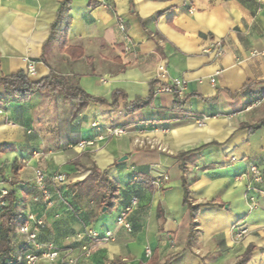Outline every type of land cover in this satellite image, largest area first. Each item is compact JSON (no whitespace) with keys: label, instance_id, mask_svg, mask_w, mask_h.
<instances>
[{"label":"crops","instance_id":"obj_1","mask_svg":"<svg viewBox=\"0 0 264 264\" xmlns=\"http://www.w3.org/2000/svg\"><path fill=\"white\" fill-rule=\"evenodd\" d=\"M65 2L60 49L48 38ZM28 61L30 80L54 72L90 98L62 125L64 104L46 91L0 107V145L10 148L0 153V190L14 193L21 220L29 211L43 221L38 243L60 258L71 252L76 264H235L247 251L246 264H264V0H0V78L24 73ZM161 64L170 80L186 82L182 105L155 95L156 84L148 105L124 108L149 96ZM114 128L127 134L73 153ZM249 165L260 183L246 176ZM55 174L65 183L51 184ZM101 175L118 187L114 216L97 205ZM160 175L168 180L157 188ZM133 198L129 231L116 227ZM85 229L98 235L87 259L77 240ZM107 232L113 240L104 242ZM12 241L15 253L24 243L17 230Z\"/></svg>","mask_w":264,"mask_h":264},{"label":"trees","instance_id":"obj_2","mask_svg":"<svg viewBox=\"0 0 264 264\" xmlns=\"http://www.w3.org/2000/svg\"><path fill=\"white\" fill-rule=\"evenodd\" d=\"M68 8L67 2L62 5L58 12L55 23L51 26L48 42L56 40L59 48L63 49L66 44V34L69 24V17L67 15ZM69 52V51H68ZM81 57L80 51L77 56L72 59ZM157 84V81L151 84L149 96L146 99H138L130 104L124 103V108L130 111H137L144 106L148 105L153 97V88ZM246 89V88H245ZM244 89V90H245ZM39 91L48 92L55 101L62 102L64 107L58 121L59 125L68 124L80 106V104L88 101L90 98L79 88L77 84L68 82L64 77L50 72L46 78L32 81L25 73L20 72L8 78H0V107H4L8 104H19L26 102L32 94ZM260 99L264 97V90L260 92ZM176 100L179 106L182 105L184 98ZM97 103H104V100L95 99ZM257 101V100H256ZM254 125L251 129L257 128ZM69 132L64 133L65 141L67 143L73 142ZM10 148L5 145H0V153L8 151ZM184 154H181V156ZM94 170H91V173ZM99 188L101 194L98 197V208L101 211L105 208V212L114 208L119 199L118 187L116 184L109 180L105 175H101L99 179ZM183 188V204L187 205L192 216H195L199 210V206H192L189 201V192L185 184ZM14 193L8 192L3 198L6 202V206L0 207V264H16V256L19 253L24 252L27 247L23 245L14 253L13 252V237L16 234V230L19 226L26 223L25 220H21L20 215L15 211L14 207ZM193 237L190 232L188 242ZM248 251L240 258L235 264H246ZM153 258L149 264H153Z\"/></svg>","mask_w":264,"mask_h":264},{"label":"built area","instance_id":"obj_3","mask_svg":"<svg viewBox=\"0 0 264 264\" xmlns=\"http://www.w3.org/2000/svg\"><path fill=\"white\" fill-rule=\"evenodd\" d=\"M120 30L123 31V26L120 25ZM25 75L28 78H32L35 76V66L34 63L28 61L26 63V68L24 71ZM156 81L157 85L154 89V94H169L175 96L179 99L184 98V91L186 82L183 80H170L167 76L164 64H161L157 67L156 70ZM210 83H214V79H210ZM261 98L260 100H263ZM260 104V101H255L253 105ZM96 124H93L95 126ZM126 135V131L122 128H114L106 130L105 134L102 136H98L95 140H84L76 143L71 146L72 150L77 153H82L87 149H91L96 142L102 141L104 139L110 140L112 138H118ZM246 176L250 177L254 183H260L262 181L261 171L255 165H249L247 168ZM44 173L40 169L35 170V181L39 187L41 192V196L43 197V201L46 206L50 205L49 202V193L44 185ZM168 180L167 176H159L154 181V186L157 188L161 187L162 183ZM66 181V177L64 174H55L50 182L53 185H62ZM7 194L6 190H0V207L6 206V202L4 201V197ZM36 202V199H33ZM137 206V200L131 199L130 203L118 214L115 219L116 227H123L125 230L129 231V224L126 222L127 215L135 209ZM27 222H32L34 224V228L31 229L28 226ZM44 224L42 220L36 219L31 212H27L26 215V223L19 226L17 228V233L23 238L24 244L27 249L19 253L16 256V264H38L40 261L53 262L57 259L61 260L62 264H76L77 259L71 257L70 253L60 258V252L54 248L51 244H40L37 242V230L43 228ZM98 239V235L96 232L92 230L85 229L81 234L77 236V240L81 242L80 244V253L84 258L90 257V245ZM104 242L113 240V233L107 232L105 236L102 238Z\"/></svg>","mask_w":264,"mask_h":264},{"label":"rangeland","instance_id":"obj_4","mask_svg":"<svg viewBox=\"0 0 264 264\" xmlns=\"http://www.w3.org/2000/svg\"><path fill=\"white\" fill-rule=\"evenodd\" d=\"M53 104H54L55 106H59V105H61V103H60V102H57V101H53ZM59 108H60V107H58V111H59ZM56 109H57V108H56ZM47 113H48V112H47ZM126 134H127V133H126ZM73 153H74L76 156H77V155H81V153H77V152H74V151H73ZM109 213H110L109 215H113V216H114L116 212H115V210H110ZM10 264H12V263H10Z\"/></svg>","mask_w":264,"mask_h":264},{"label":"water","instance_id":"obj_5","mask_svg":"<svg viewBox=\"0 0 264 264\" xmlns=\"http://www.w3.org/2000/svg\"><path fill=\"white\" fill-rule=\"evenodd\" d=\"M124 159H126V158H124ZM105 209H103L102 211H104Z\"/></svg>","mask_w":264,"mask_h":264}]
</instances>
